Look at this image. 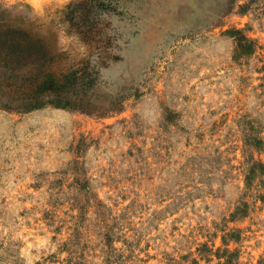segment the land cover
<instances>
[{
  "label": "rangeland",
  "instance_id": "rangeland-1",
  "mask_svg": "<svg viewBox=\"0 0 264 264\" xmlns=\"http://www.w3.org/2000/svg\"><path fill=\"white\" fill-rule=\"evenodd\" d=\"M0 23L109 51L94 113L0 108V264H264V0H0Z\"/></svg>",
  "mask_w": 264,
  "mask_h": 264
},
{
  "label": "trees",
  "instance_id": "trees-1",
  "mask_svg": "<svg viewBox=\"0 0 264 264\" xmlns=\"http://www.w3.org/2000/svg\"><path fill=\"white\" fill-rule=\"evenodd\" d=\"M103 6V10L111 7ZM246 40L239 38V48L251 54L254 43L244 45ZM107 51L90 53L82 64H69L65 53L44 38L0 23V108L17 113L49 107L94 113L93 97L108 63Z\"/></svg>",
  "mask_w": 264,
  "mask_h": 264
}]
</instances>
